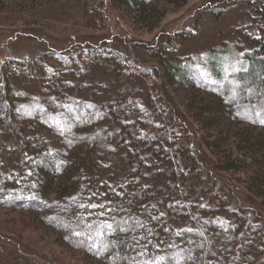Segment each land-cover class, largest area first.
Returning <instances> with one entry per match:
<instances>
[{
    "label": "trees",
    "instance_id": "obj_1",
    "mask_svg": "<svg viewBox=\"0 0 264 264\" xmlns=\"http://www.w3.org/2000/svg\"><path fill=\"white\" fill-rule=\"evenodd\" d=\"M114 1L140 13L148 9L147 0ZM256 15L264 19V5ZM259 30L240 33L246 42L237 46L248 49L247 66L220 81L197 68L198 62L188 66L191 76L183 71L182 77L177 60L166 56L162 65L170 84L175 78L212 95L211 101L195 102L200 109L196 119L208 131L234 136L242 124L259 129L258 135L239 137V154L229 155L227 166L240 170L257 165L254 172L264 176V30ZM58 59V66L35 62L33 92L15 88L12 60L0 64V205L27 212L103 264H264L262 226L240 211L231 214L225 196L213 202L214 192L197 193L187 183L178 193L173 186V148L190 147L182 128L160 119L161 102H142L141 92L131 89L114 94L110 86L86 81L87 70L74 55ZM112 62L117 78L125 69L127 81L143 75L154 80L151 69L131 60L125 64L126 59L115 55ZM119 154L124 155L123 167L114 170ZM152 178L164 183L151 188ZM194 224L204 226L208 238H200ZM192 249L202 250L195 261Z\"/></svg>",
    "mask_w": 264,
    "mask_h": 264
},
{
    "label": "rangeland",
    "instance_id": "obj_2",
    "mask_svg": "<svg viewBox=\"0 0 264 264\" xmlns=\"http://www.w3.org/2000/svg\"><path fill=\"white\" fill-rule=\"evenodd\" d=\"M145 4L147 12L140 13L114 0H0V64L12 60L11 70L17 73L15 88L33 92L35 85L30 78L38 68L37 60L58 66L59 56L74 55L87 70L86 81L92 80L103 88L110 86L114 94L121 89L141 92L138 95L142 102H147L145 99L161 102L160 119L182 128L190 147L188 151H179L178 146L172 145L175 156L170 162L175 167L172 178L177 188L172 189L183 192L188 183L197 193L214 192L213 202L225 196L231 214L240 211L248 221L264 229V176L254 172L257 165L240 170L227 166L229 155L239 154L238 146L242 144L239 137L244 138L246 132L258 135L259 129L239 124L234 136L231 131L222 135L208 131L196 119L195 113L200 109L197 110L195 102L211 101L212 95L175 78L170 84L162 65L166 56L177 60L183 68L182 77L183 71L191 76L192 69L188 66L198 62L197 68L217 81L229 72L244 69L248 49H239L237 42H246V38L238 36L246 30L254 35L259 28L264 30V19L256 15L264 0H147ZM95 49L99 55L93 53ZM115 55L126 59L125 64L131 60L151 69L154 80L143 75L127 81L125 69L117 78L112 62ZM199 55L203 59L198 60ZM61 62L66 64L65 60ZM46 72L50 75L49 70ZM149 139L156 142L154 136ZM206 142L213 145L209 147ZM122 155L115 157L114 170L123 167ZM149 182L153 188L156 182L162 186L164 180L152 178ZM29 215L0 205V264H103L64 242L61 234ZM193 226L200 228V238L205 234L208 238L204 226ZM252 227L255 225H249L248 230L253 233ZM199 250L192 249L193 261L202 254ZM118 256L115 253L114 257Z\"/></svg>",
    "mask_w": 264,
    "mask_h": 264
},
{
    "label": "snow or ice",
    "instance_id": "obj_3",
    "mask_svg": "<svg viewBox=\"0 0 264 264\" xmlns=\"http://www.w3.org/2000/svg\"><path fill=\"white\" fill-rule=\"evenodd\" d=\"M261 123H264V121H260ZM106 227L111 228V224H107Z\"/></svg>",
    "mask_w": 264,
    "mask_h": 264
}]
</instances>
